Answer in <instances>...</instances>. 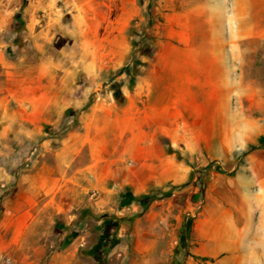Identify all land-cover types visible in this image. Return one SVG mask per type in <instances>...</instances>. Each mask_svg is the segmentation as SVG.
Here are the masks:
<instances>
[{
  "label": "rangeland",
  "instance_id": "rangeland-1",
  "mask_svg": "<svg viewBox=\"0 0 264 264\" xmlns=\"http://www.w3.org/2000/svg\"><path fill=\"white\" fill-rule=\"evenodd\" d=\"M14 73L51 102L11 122L30 98L0 92V222L32 221L0 264L197 261L190 227L244 153L229 144L264 121V0H0V91Z\"/></svg>",
  "mask_w": 264,
  "mask_h": 264
},
{
  "label": "crops",
  "instance_id": "crops-1",
  "mask_svg": "<svg viewBox=\"0 0 264 264\" xmlns=\"http://www.w3.org/2000/svg\"><path fill=\"white\" fill-rule=\"evenodd\" d=\"M213 30L216 33L219 32L217 28ZM225 31L231 38L232 27L229 26L228 30L224 29ZM221 41V39L209 40V47L224 46ZM202 46L201 43L198 48L201 49ZM2 76L6 82L0 91L2 94L22 99L28 96L32 105L29 116H14L11 122L23 124L22 120L25 119L33 124L37 122L40 114L49 108L51 96L38 87L26 84L29 83V75ZM262 94V88L254 87L249 80L244 81V95L259 96ZM193 104H196V108H201L197 101L193 100ZM117 131L115 134L119 135L120 128ZM262 134H264V121L255 125L251 123L247 125V128L244 125V141L234 143V145L229 142L225 143L229 144V150L244 148V153L238 168L231 176L218 177V184H222L214 185L220 197L217 195L216 199L208 204L206 214L194 220L190 227L192 243L189 247L190 253L200 257L192 264H220L218 261L221 256L228 251L232 253L229 264L238 262L244 264V241L247 248L264 249V242H262L264 241V151L260 140ZM250 145L252 147H249ZM38 174L39 172L36 173ZM26 214V211L19 213L15 218L18 220L16 222L13 221L14 219L11 221L9 215H6L0 222V249L2 251L8 249L10 242L23 244L26 240L28 236L26 230L32 222H27Z\"/></svg>",
  "mask_w": 264,
  "mask_h": 264
},
{
  "label": "trees",
  "instance_id": "trees-1",
  "mask_svg": "<svg viewBox=\"0 0 264 264\" xmlns=\"http://www.w3.org/2000/svg\"><path fill=\"white\" fill-rule=\"evenodd\" d=\"M260 140H261V141H264V137H261ZM147 198H148V196H144L142 200H145V199H147ZM135 200H136V201H137V200L140 201V199H138L137 197H135L134 195H132L130 192H127V194L124 196L122 202H123V204H127V203H129V202H131V201H135ZM142 203H144V201H142ZM102 239H103V237L101 236V237L99 238V240H100L99 242H101ZM115 242H116V241L114 240V241H113V244H114ZM89 254L92 255L93 257H95L96 259L101 260L100 254L98 253V251H97L96 248L91 249V251H89Z\"/></svg>",
  "mask_w": 264,
  "mask_h": 264
}]
</instances>
